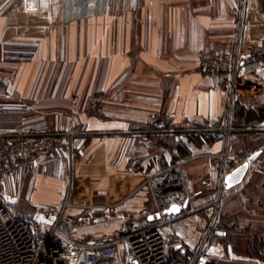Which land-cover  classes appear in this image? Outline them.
I'll return each mask as SVG.
<instances>
[{
	"label": "crops",
	"instance_id": "1",
	"mask_svg": "<svg viewBox=\"0 0 264 264\" xmlns=\"http://www.w3.org/2000/svg\"><path fill=\"white\" fill-rule=\"evenodd\" d=\"M84 4H1L0 131L83 134L75 140L73 157L58 143L29 173L1 179L7 186L2 193L17 197L19 212L33 215L40 230L63 214L57 244L64 251L82 246L87 255L122 239L126 223L152 219L158 211L153 184L177 161L192 195L189 207L203 210L173 219L164 232L182 239L192 253L210 219L208 202L217 195L222 170L231 171L259 147L243 182L222 192V223L233 222L241 240L231 246L228 232L217 230L208 251L217 257L214 264H263L234 252L247 249L246 237L250 243L264 240V142L247 143L264 138V91L237 94L232 124L256 129L240 137L233 134L227 141L216 134L198 143L187 138L181 148L177 135L167 131L226 122L229 92L223 76L205 74L199 60L205 52L238 43L244 51L264 53V0H143L140 8L126 10L117 0L113 12L92 17H82ZM247 74L264 83V72ZM73 97L79 99L76 105ZM237 139L240 145L232 142ZM205 178L209 184L198 187ZM38 208L51 216L38 215ZM124 252L122 244L116 264H123ZM171 258L186 261L174 250Z\"/></svg>",
	"mask_w": 264,
	"mask_h": 264
},
{
	"label": "built area",
	"instance_id": "2",
	"mask_svg": "<svg viewBox=\"0 0 264 264\" xmlns=\"http://www.w3.org/2000/svg\"><path fill=\"white\" fill-rule=\"evenodd\" d=\"M4 0H0L1 4ZM122 10L137 9L143 0H120ZM117 0H85L82 17H92L113 12ZM199 65L208 75H221L229 92L226 122L215 128H184L167 131L169 134H220L228 141L234 132L256 130L255 128L232 127L233 104L239 92L252 88L264 91V83L248 77L247 72L255 70L264 72V53L244 51L239 43L228 50H215L201 55ZM79 102L72 98V104ZM164 132V130L162 131ZM81 133L58 129L52 132H41L37 129L18 131H0V180L17 171L29 173L42 157L53 154L58 143L69 144L68 152L73 157L75 140ZM67 141V142H66ZM236 168V167H235ZM233 170V169H232ZM229 170H222L217 190L222 194L226 187L225 178ZM209 184V179H201L198 187ZM154 199L158 207L152 219L130 221L126 223L122 239L113 243L97 246L84 253L83 247L73 251H64L56 240L61 235L63 214L59 215L51 227L38 229L34 218L31 220L18 210V199L7 193H0V264H72L71 260L84 264H116L120 260V247L125 245L122 256L123 264H200L209 255L208 245L217 231L218 217L215 213L204 223L205 230L199 243L190 253L189 247L180 238L168 237L164 228L177 217H187L199 213L203 208H190L192 195L188 191L187 181L179 164L171 165L153 184ZM221 199V198H220ZM220 199L217 201L220 203ZM214 202V203H215ZM180 213L171 219L164 211L173 205L184 206ZM69 200L65 203L68 206ZM38 215L51 216L47 209L38 208ZM70 242H73L69 239ZM177 251L186 257V261L177 263L171 258V251Z\"/></svg>",
	"mask_w": 264,
	"mask_h": 264
},
{
	"label": "rangeland",
	"instance_id": "3",
	"mask_svg": "<svg viewBox=\"0 0 264 264\" xmlns=\"http://www.w3.org/2000/svg\"><path fill=\"white\" fill-rule=\"evenodd\" d=\"M232 127H234V125L232 124L231 125ZM234 128H236V127H234ZM259 132V131H258ZM239 133H244V132H234L233 134H239ZM246 133H248V132H246ZM232 134V135H233ZM240 135H242V134H239L238 136L240 137ZM237 136V135H236ZM236 136H234V138H236ZM258 136H261V135H258ZM232 137V136H231ZM238 137V138H239ZM257 137V136H256ZM177 140H178V143H182V145L184 144V147L186 148L187 147V143L189 142V140L187 139V138H189L188 137V135H185V134H179V135H177ZM259 138V137H258ZM198 140V139H197ZM199 141H201V139H199L198 141H196L195 140V142L196 143H198ZM67 142V141H66ZM232 142H234L235 144H238V145H240L241 143H239L238 142V139L237 140H232ZM264 142V141H263ZM264 144V143H263ZM68 148H69V144H68V142H67V144H66V149L68 150ZM239 149H241V148H239ZM235 152V151H234ZM177 163H179V162H177L176 161V163H172L171 165H173V164H177ZM170 167V166H169ZM168 166L166 167V170L169 168ZM164 174V173H163ZM162 174V175H163ZM161 175V176H162ZM2 180H0V182H1ZM197 185V184H196ZM3 190H7V186L6 185H4V184H2V183H0V192L2 193V192H4ZM191 194V193H190ZM216 196H215V198L212 200V201H210V202H208V203H210L211 205H210V208H211V215H214L215 213L217 214V217H218V222H217V227H216V229L217 230H225V231H227L228 232V234H229V240H230V242H229V245H233V246H235V245H238L239 244V242H240V238L239 237H236V236H234V234H233V231H234V223L233 222H231V221H229V222H226V223H222V218H221V210H222V208H223V201H224V197H223V193L222 194H220V192L219 191H217L216 192ZM220 199V203H218V202H215V201H217V199ZM215 202V203H214ZM22 208V207H21ZM20 208V210H22ZM33 213V212H32ZM26 217H28V218H30L31 220H33L32 218H34V216L33 215H27ZM227 238V237H226ZM245 241H247V245H246V247H247V249L249 248V246H251V250L253 249V247H252V245H253V243H255L254 241H251L252 243H250L249 242V238H245L244 239ZM250 243V244H249ZM210 244V243H209ZM208 247H209V245H208ZM245 247H242V249H235L236 250V252H234V255L236 256H241V257H247V256H256L257 258H258V256L256 255V254H254V252H253V250L250 252V253H248L249 251L247 250ZM227 256H232L231 254H227ZM217 257H214V255H212V253H209V255L207 256V257H204L202 260H201V262H200V264H211V263H215V262H218L217 261V259H216ZM222 258V257H221ZM259 260H260V262L262 263L263 262V260H261V258L259 257L258 258Z\"/></svg>",
	"mask_w": 264,
	"mask_h": 264
},
{
	"label": "water",
	"instance_id": "4",
	"mask_svg": "<svg viewBox=\"0 0 264 264\" xmlns=\"http://www.w3.org/2000/svg\"><path fill=\"white\" fill-rule=\"evenodd\" d=\"M260 155V151L253 153L246 161H244L242 164L231 170L228 175L225 178V184L227 189H231L239 184H241L249 170V167L251 163H253L258 156ZM230 185V186H229ZM178 207V210H173V206L164 211L163 215L166 214H178L182 210V208H186L188 206V203H186L184 206L175 205ZM160 215L156 214V218H158Z\"/></svg>",
	"mask_w": 264,
	"mask_h": 264
},
{
	"label": "trees",
	"instance_id": "5",
	"mask_svg": "<svg viewBox=\"0 0 264 264\" xmlns=\"http://www.w3.org/2000/svg\"><path fill=\"white\" fill-rule=\"evenodd\" d=\"M263 112H264V110H263ZM188 137L194 141L195 140L198 141L199 139H201L203 142H209L212 140L213 135L212 134H188ZM257 137H256V139H258V141H256V142L247 141V143L260 144L261 141H264V138H257ZM180 147L181 148L183 147L182 143H180ZM259 150H260V148L258 147L255 152H257ZM252 247H253L252 250H253L254 254H256L258 256V258L260 257L261 260H263V264H264V240L263 239L257 240L255 243H253Z\"/></svg>",
	"mask_w": 264,
	"mask_h": 264
},
{
	"label": "snow or ice",
	"instance_id": "6",
	"mask_svg": "<svg viewBox=\"0 0 264 264\" xmlns=\"http://www.w3.org/2000/svg\"><path fill=\"white\" fill-rule=\"evenodd\" d=\"M230 186V185H229ZM173 210H178V207L173 205Z\"/></svg>",
	"mask_w": 264,
	"mask_h": 264
}]
</instances>
